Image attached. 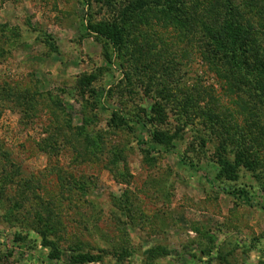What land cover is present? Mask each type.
<instances>
[{"label": "rangeland", "instance_id": "374dc122", "mask_svg": "<svg viewBox=\"0 0 264 264\" xmlns=\"http://www.w3.org/2000/svg\"><path fill=\"white\" fill-rule=\"evenodd\" d=\"M134 1L0 0V264H264V96L207 62L194 28L211 1L220 22L223 1L184 0L181 22L140 11L109 62L87 20ZM236 4L264 29V0ZM156 102L167 118L153 126ZM112 112L144 121L116 128ZM239 152L254 167L218 180L219 157Z\"/></svg>", "mask_w": 264, "mask_h": 264}, {"label": "trees", "instance_id": "16d2710c", "mask_svg": "<svg viewBox=\"0 0 264 264\" xmlns=\"http://www.w3.org/2000/svg\"><path fill=\"white\" fill-rule=\"evenodd\" d=\"M89 2L90 0H83ZM103 0H97L101 3ZM221 2V0H218ZM221 8L223 12L218 13L221 19L217 22L215 14L206 5L204 16L206 19L199 21V25L194 28L200 31L203 46H206L204 58L212 64L216 69H220L224 65H230L243 75L247 76L248 83L252 87L258 88V93L264 96V29L245 22L237 9L236 0H222ZM106 2V1H105ZM104 2V3H105ZM108 2V1H107ZM105 3L107 6H114L112 3ZM184 0H136L130 3L117 16L110 20L93 22L87 20V29L91 34L99 37L108 47L106 60L112 62L113 54L121 52L126 41V23L133 17H137L140 11L160 10L165 15H173L179 22L185 19V15L190 13L186 7ZM204 8V7H203ZM209 9V10H208ZM189 10V11H188ZM187 18V17H186ZM183 22V21H182ZM216 23H219L216 24ZM188 25V23H187ZM190 26V24H189ZM193 27V25H191ZM198 27V29H197ZM191 32V28L186 30ZM120 54V53H119ZM99 75L90 74L81 78L79 84L84 89L97 80ZM166 113L160 102H156L148 115V121L155 124H162L166 119ZM143 119L136 122L129 119L128 116L112 112L110 125L116 128L125 127L129 130L133 129L131 123H142ZM172 136L158 130H153L152 142L157 146L165 147L167 152L173 149ZM219 171L217 179L236 180L238 178V170L240 168H253L254 162L247 158L242 152L236 155L234 160L227 157H219ZM193 166V165H192ZM231 195L247 194L244 189L232 190L228 192ZM45 247L51 249L49 254L51 258L58 259L60 257L59 248L56 242L43 239ZM162 254L165 253L163 248H158ZM76 264L92 263L98 260L99 256L89 253H79L73 255Z\"/></svg>", "mask_w": 264, "mask_h": 264}]
</instances>
